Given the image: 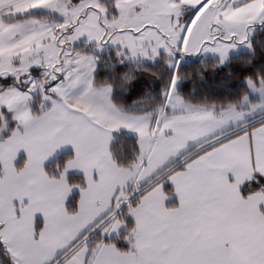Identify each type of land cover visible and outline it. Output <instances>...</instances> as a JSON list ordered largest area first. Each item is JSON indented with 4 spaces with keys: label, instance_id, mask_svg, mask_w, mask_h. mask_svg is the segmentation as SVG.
<instances>
[{
    "label": "snow or ice",
    "instance_id": "snow-or-ice-1",
    "mask_svg": "<svg viewBox=\"0 0 264 264\" xmlns=\"http://www.w3.org/2000/svg\"><path fill=\"white\" fill-rule=\"evenodd\" d=\"M0 264H264V0H0Z\"/></svg>",
    "mask_w": 264,
    "mask_h": 264
}]
</instances>
